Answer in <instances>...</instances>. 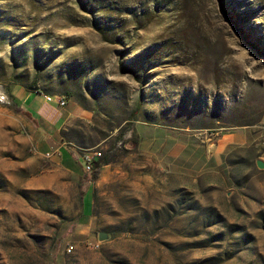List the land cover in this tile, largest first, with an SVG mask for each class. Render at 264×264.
I'll return each mask as SVG.
<instances>
[{
	"label": "rangeland",
	"instance_id": "374dc122",
	"mask_svg": "<svg viewBox=\"0 0 264 264\" xmlns=\"http://www.w3.org/2000/svg\"><path fill=\"white\" fill-rule=\"evenodd\" d=\"M79 1L0 0V264H264V0Z\"/></svg>",
	"mask_w": 264,
	"mask_h": 264
},
{
	"label": "crops",
	"instance_id": "0c3cea01",
	"mask_svg": "<svg viewBox=\"0 0 264 264\" xmlns=\"http://www.w3.org/2000/svg\"><path fill=\"white\" fill-rule=\"evenodd\" d=\"M43 96L39 94H32L24 95L23 103H27L28 109L34 113L38 114L42 119H44V123L48 125V132L46 133V137H44V142L41 143L42 148L44 150L49 151L52 147H58L61 150H65L63 143H60V135H58V130L51 131V125H55L59 122L60 112L58 108L52 104L45 102L42 98ZM43 142V141H42ZM66 160H71V157L67 158Z\"/></svg>",
	"mask_w": 264,
	"mask_h": 264
},
{
	"label": "trees",
	"instance_id": "16d2710c",
	"mask_svg": "<svg viewBox=\"0 0 264 264\" xmlns=\"http://www.w3.org/2000/svg\"><path fill=\"white\" fill-rule=\"evenodd\" d=\"M79 5L80 8L83 12L88 13V14H94L95 12H100L103 9H107L106 6H108V3L104 0H80L79 1ZM104 39H106L104 37ZM28 113H30V111H27ZM92 167H91V171H90V180L91 181H96L98 179L99 176V172L100 169L108 164V160L106 158V156L104 155H100L95 159H92ZM83 192H81L80 198L83 197ZM94 198H95V193L93 194Z\"/></svg>",
	"mask_w": 264,
	"mask_h": 264
},
{
	"label": "built area",
	"instance_id": "2783aa9c",
	"mask_svg": "<svg viewBox=\"0 0 264 264\" xmlns=\"http://www.w3.org/2000/svg\"><path fill=\"white\" fill-rule=\"evenodd\" d=\"M43 98H44L45 102L53 103L59 108L64 107L66 105V103H67L66 98L63 97V96L44 95ZM0 102L8 103L7 96L5 94H3V93H0ZM98 156H100V152H94V153L86 152V153H83L80 156L81 163H82V165H83V167H84L86 172H90L91 171L92 159H95Z\"/></svg>",
	"mask_w": 264,
	"mask_h": 264
},
{
	"label": "water",
	"instance_id": "95a60500",
	"mask_svg": "<svg viewBox=\"0 0 264 264\" xmlns=\"http://www.w3.org/2000/svg\"><path fill=\"white\" fill-rule=\"evenodd\" d=\"M256 166L259 168V169H264V162H262L261 160H256ZM99 240H105L107 238V234L104 233V232H100L99 235Z\"/></svg>",
	"mask_w": 264,
	"mask_h": 264
}]
</instances>
